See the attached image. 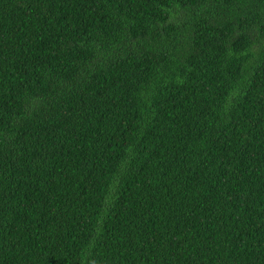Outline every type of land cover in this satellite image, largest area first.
Segmentation results:
<instances>
[{"label":"trees","instance_id":"obj_1","mask_svg":"<svg viewBox=\"0 0 264 264\" xmlns=\"http://www.w3.org/2000/svg\"><path fill=\"white\" fill-rule=\"evenodd\" d=\"M0 264H264V0H0Z\"/></svg>","mask_w":264,"mask_h":264}]
</instances>
